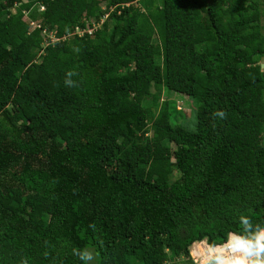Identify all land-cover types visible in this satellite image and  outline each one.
Segmentation results:
<instances>
[{"label":"trees","instance_id":"1","mask_svg":"<svg viewBox=\"0 0 264 264\" xmlns=\"http://www.w3.org/2000/svg\"><path fill=\"white\" fill-rule=\"evenodd\" d=\"M263 16L264 0H0V264H196L240 215L264 226Z\"/></svg>","mask_w":264,"mask_h":264},{"label":"clouds","instance_id":"2","mask_svg":"<svg viewBox=\"0 0 264 264\" xmlns=\"http://www.w3.org/2000/svg\"><path fill=\"white\" fill-rule=\"evenodd\" d=\"M68 75L71 76V73ZM65 84L71 86L73 81L66 79ZM218 115L224 114L220 112ZM239 225V231L227 233L223 244L212 246L207 259L202 264H264V226L254 224L252 219L245 215L239 216ZM73 252L79 255L81 260L87 261L93 258L86 250L78 253L74 249Z\"/></svg>","mask_w":264,"mask_h":264},{"label":"rangeland","instance_id":"3","mask_svg":"<svg viewBox=\"0 0 264 264\" xmlns=\"http://www.w3.org/2000/svg\"><path fill=\"white\" fill-rule=\"evenodd\" d=\"M25 1H27V0H25ZM154 1H155L156 4L158 3V0H154ZM40 9L42 10V8H40ZM36 14L39 15V12L36 11ZM37 22H38V20L36 21V23ZM262 24L264 26V16H263V22H262ZM94 31H95V28L92 29V33ZM263 62H264V60H263ZM262 71L264 72V67L262 68ZM160 83L161 84H164L163 85V99L167 98V96H168V91L167 90H170V92L172 91L173 93H172L171 96H169V98H170L171 101L176 102V108H177V110L184 111L185 112V111H187L189 109L190 105L187 104L186 101L184 100V98L182 97V95H180L181 93H183L185 91V87L183 85L179 84L177 82V80L174 79V78H169V79H166V80H164V79L161 78ZM198 245H200L199 246L200 248H201V246H205L203 243L195 244L194 247H191V249H190L191 250V255H192V258L194 259V262L196 264H202V262L205 261L206 258L208 257V254H209L210 250L206 247L208 249V251H209L208 253L206 252V250H203V248H202L201 251L200 250H196V252H194L195 248ZM86 251L88 253H93L94 249L92 247H88L86 249ZM198 254H200L201 256H205L206 258L205 257H202L200 259L201 256H199ZM88 264H89V261H88Z\"/></svg>","mask_w":264,"mask_h":264},{"label":"bare ground","instance_id":"4","mask_svg":"<svg viewBox=\"0 0 264 264\" xmlns=\"http://www.w3.org/2000/svg\"><path fill=\"white\" fill-rule=\"evenodd\" d=\"M205 246H201V248L199 247L200 245H198L196 248H195V250H194V252H196V250H202V248H203V250H206V252L208 253L209 251H208V249L206 248L207 246H206V244H205V242H202ZM200 244V243H199ZM192 247H194V245L192 246ZM199 256H201L200 254H198ZM202 257H205V256H201L200 257V259L202 258ZM206 258V257H205ZM207 259V258H206Z\"/></svg>","mask_w":264,"mask_h":264},{"label":"built area","instance_id":"5","mask_svg":"<svg viewBox=\"0 0 264 264\" xmlns=\"http://www.w3.org/2000/svg\"><path fill=\"white\" fill-rule=\"evenodd\" d=\"M82 32H83V33H82ZM85 32H86V30H82V31H81L82 35H83ZM87 32H88L89 34H91V33H92V29L87 30ZM205 244H206L207 248L211 251L212 247H210L207 243H205ZM217 251H219V249H217Z\"/></svg>","mask_w":264,"mask_h":264},{"label":"water","instance_id":"6","mask_svg":"<svg viewBox=\"0 0 264 264\" xmlns=\"http://www.w3.org/2000/svg\"><path fill=\"white\" fill-rule=\"evenodd\" d=\"M263 67H264V64L262 65V68H263ZM195 244H196V243H195ZM195 244H194V245H195Z\"/></svg>","mask_w":264,"mask_h":264}]
</instances>
